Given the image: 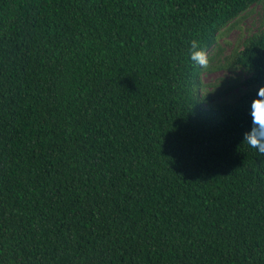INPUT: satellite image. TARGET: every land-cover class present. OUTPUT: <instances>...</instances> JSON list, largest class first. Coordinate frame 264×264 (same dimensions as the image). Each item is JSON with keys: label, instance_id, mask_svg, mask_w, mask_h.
<instances>
[{"label": "trees", "instance_id": "16d2710c", "mask_svg": "<svg viewBox=\"0 0 264 264\" xmlns=\"http://www.w3.org/2000/svg\"><path fill=\"white\" fill-rule=\"evenodd\" d=\"M261 1L0 0V264H264V29L191 60Z\"/></svg>", "mask_w": 264, "mask_h": 264}, {"label": "rangeland", "instance_id": "374dc122", "mask_svg": "<svg viewBox=\"0 0 264 264\" xmlns=\"http://www.w3.org/2000/svg\"><path fill=\"white\" fill-rule=\"evenodd\" d=\"M262 29L264 0L249 7L232 24L221 30L216 46L208 53L212 56V61L200 74L207 90L211 91L212 95L216 92V101L233 100L246 88L244 80L248 73L243 68L231 64V54L242 47L248 36Z\"/></svg>", "mask_w": 264, "mask_h": 264}, {"label": "clouds", "instance_id": "9594fccd", "mask_svg": "<svg viewBox=\"0 0 264 264\" xmlns=\"http://www.w3.org/2000/svg\"><path fill=\"white\" fill-rule=\"evenodd\" d=\"M191 60L201 68H208L210 57L206 49L200 47L196 39L191 41ZM250 130L243 136V143L264 155V86L257 90L255 98L250 102Z\"/></svg>", "mask_w": 264, "mask_h": 264}]
</instances>
